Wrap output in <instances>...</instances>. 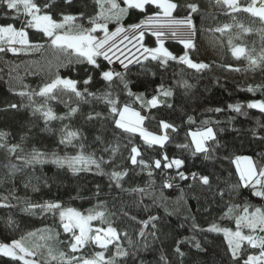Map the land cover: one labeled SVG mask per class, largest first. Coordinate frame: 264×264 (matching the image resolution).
<instances>
[{
  "label": "trees",
  "instance_id": "obj_1",
  "mask_svg": "<svg viewBox=\"0 0 264 264\" xmlns=\"http://www.w3.org/2000/svg\"><path fill=\"white\" fill-rule=\"evenodd\" d=\"M35 2L43 5L48 0H35ZM117 2L121 3V7H127L121 0ZM171 2L177 4L174 17L185 18L191 15L196 25L195 49L186 50L181 42L173 40L165 41V47L177 56L187 51L194 62L208 64L210 68L196 72L176 61H170L166 67L159 66L157 62L143 60L141 63L130 65L126 76L131 82L129 87L134 93H142L145 100L156 96V89L161 84L165 88L172 89V97H159L162 101L166 100V103L157 108H142L139 101L133 103V97L127 95L122 85L117 84L113 88V92L118 94L121 105L127 103L146 117L144 127L148 131L161 133L159 127L161 120L177 128L176 132L168 130L170 139L164 148L158 145L148 147L138 134L132 137L131 143L140 147L146 161L149 163L156 159L162 161V167L153 169L151 177L148 176L147 169L141 172L138 166L131 165L130 160L127 159L131 147L127 134L121 135V130L114 128L111 118L103 121V130L99 119L87 120V114L93 110L108 117L107 105L103 102L92 100L90 104L81 103L79 111L72 117L49 121L47 124L40 113L33 114L32 108L23 106L27 101L16 95V92L37 89L43 82L53 79L57 74L56 65L59 61L43 33L24 27L30 17L22 14L18 16L14 11L0 7V26L11 24L17 30L24 27L32 44L45 46L39 52L29 51L28 54L21 52L18 56L11 52L0 53V131L9 133L8 144H20L25 152L35 148L46 154L55 152L59 156L76 155L77 148L60 143L61 129L68 125L69 130H78L82 133L86 153L94 152L97 157L103 155L104 159L108 160L109 153L103 152L102 149L105 145L118 141L121 146L120 154L117 155L114 164H119L121 168L116 170L128 168L131 177V179L125 177L124 187H141L147 190V194L143 196V203L137 206L141 194L121 192L114 186L110 188L108 177L96 174L95 169L74 175L67 166L59 168L50 162L34 167L25 166L17 159L20 155L19 150L16 155L9 156L0 149V181H3L0 183V204L11 205L8 208L0 207V243L10 244L28 232H35L36 237L25 241L26 246L30 248L34 244L45 245L38 250L35 259L40 261V264L45 262L59 264L58 260H51L48 257V247H51L57 255L60 251L69 253L70 234L63 232L58 215L53 218L51 214L41 213L39 209L35 210L36 215L24 211L28 202L57 201L65 207L74 208L84 214H87L89 209L104 211L109 223L121 233L118 243L129 252V256L123 258L121 264H164L161 260L162 255L168 264H233L225 236L222 233L202 232L193 228V224L199 225L200 229H207L215 222L221 227L235 230L234 219H221L229 207L239 206L234 207L233 217L240 213L244 206H248L250 213L256 208L264 209V199L254 196L251 186H243L234 163L236 157L250 156L255 164H264V138H262L264 113L247 107L250 102L264 100V71L260 68L251 70L248 60L244 56L237 59L232 50L233 46H241L253 56H258L264 44L258 29L264 25L258 17H252L250 13L228 15L226 9L217 10L216 0H171ZM250 2L251 0H241L245 5ZM193 3L199 9L196 13H192L186 7ZM103 7L107 9L110 5L104 3ZM45 11L58 20L61 12L77 17L83 14L85 19L82 23L85 27H90L89 19L101 12V6L96 0H73L71 5H66L64 0H55L53 7ZM160 11L153 5L148 7L147 14L153 15ZM144 19V13L129 9L128 14L120 22L109 20L107 26L110 29L117 28L121 24L127 27ZM225 24L231 25L229 31L224 33L213 31ZM238 24H243L252 31L242 32ZM230 38L231 44H229ZM143 43L147 47L158 46L156 38L148 32ZM252 49H255V52H252ZM97 62L100 68L86 63L72 64L60 67L58 74L61 77L80 81L81 83L78 84L80 90L84 87L83 80L91 75L92 82L87 85L88 90L101 93L106 88V82L101 79V70L114 69L124 72L125 69H118L103 57H98ZM24 65L33 68L12 69V66ZM181 79L186 80L191 87L185 88L179 84L178 81ZM12 80L18 82V88L10 86ZM24 85L27 88L23 87ZM249 87L254 91H248ZM34 99L39 101L41 98ZM62 99L68 100L73 107L77 106L74 97ZM11 103H16L19 108H8ZM167 103L172 107H167ZM237 104L242 106L239 113L229 107ZM49 106L58 116H65L69 110L64 103L55 100L50 101ZM189 117L193 122L189 121ZM205 121L208 122L207 125ZM208 126L214 129L218 144L213 141L207 142L209 146L214 147V151L210 153L208 159H205L204 153L193 154L195 149L190 133L204 130ZM101 131L105 144L95 139L97 135H101ZM22 137L25 138L23 142ZM185 144L189 147H181ZM165 153L170 159L183 160L184 165L180 169L163 168L162 157ZM10 164H16L22 170L11 176L7 167ZM113 166L104 165L105 171H111ZM178 172H183L188 179H181ZM204 175L210 178L211 190L200 182V177ZM168 176L172 178V186L164 187L165 183L170 184L166 180ZM25 184L29 186L25 187ZM97 185L100 186V197L95 195ZM233 185L239 186L233 189ZM33 186L37 187L38 191H33ZM217 191L225 192L223 199L216 194ZM5 196L8 197L7 201L3 199ZM123 212H127L128 216L123 215ZM152 215L159 217L155 222L157 228L152 229L149 226L148 229H144L145 236L141 237L139 231L142 225L131 221L129 217L136 216L139 221L148 220ZM9 219L13 221L12 224L8 223ZM93 223L96 227H108V224H102L99 220ZM48 229L52 230L51 234L59 233L58 238L39 239L42 231ZM124 232L128 233L127 239L123 236ZM150 232H155V236L150 235ZM128 240L132 243L129 244ZM180 241L183 243L179 246L185 253L182 259L175 253ZM197 241L201 245L200 249L194 246ZM244 248L247 249L244 258L248 254H259L258 249H251L247 244ZM96 251L102 249L90 244L83 249L82 254L91 257ZM114 254L115 244L109 246V251L105 255L108 257ZM0 264H23V262L0 254Z\"/></svg>",
  "mask_w": 264,
  "mask_h": 264
},
{
  "label": "snow or ice",
  "instance_id": "obj_2",
  "mask_svg": "<svg viewBox=\"0 0 264 264\" xmlns=\"http://www.w3.org/2000/svg\"><path fill=\"white\" fill-rule=\"evenodd\" d=\"M55 0H48L43 5L35 2V0H0V7H5L7 10L14 11L17 15H23L30 17L26 20L24 27L33 28L43 33L48 38V42L56 55L59 63L56 65L57 74L53 79L47 82H43L42 85L38 86L37 89L29 91H19L16 95L26 99L24 107L32 108L33 114L40 113L44 118L45 123L53 120H64L72 117L79 111V104L91 103L92 100L103 102L107 105L108 117H105L101 112H95L94 110L87 114V120L101 121V129L103 130V121L111 118L115 129L121 130V135L127 134L129 143L131 144L129 156L131 165L138 166L140 171L143 172L147 169L148 176L153 175V169H160L162 167L161 159H156L152 163H149L143 158V153L140 147L132 144V137L136 134L139 135L144 141V144L148 147L158 145L160 148H164L165 144L169 141L168 130L176 132L177 128L164 120L159 121V127L161 134L157 135L149 132L143 127L144 120L146 117L142 116L139 111L134 110L129 104L124 103L121 105L118 94L113 92V88L118 84L123 86V90L129 97H133V103L139 101L142 108H157L161 104H165V101L159 99L160 96L169 98L173 96L171 88H165L163 84L159 85L156 89L157 95L153 96L150 100H145L142 93L137 94L132 92L129 84L131 83L126 79L129 64L141 63V57L143 61L157 62L159 66L166 67L170 61H176L186 65L189 69H194L196 72L209 69L210 65L202 62H194L187 51L183 55L177 56L173 54L164 44V37L166 35L176 37L178 35L176 27L183 26L189 30L191 34H195L196 25L193 22L191 15L185 17L182 20H176L172 17L173 11L177 8V4L171 2V0H123V3L127 7H121L117 0H96V3L101 6V12L91 19H89L90 27H85L82 23L85 17L81 14L77 17L72 14H65L61 12L60 19H54L53 15L45 11L53 7ZM66 5H71L73 0H64ZM107 3L110 5L109 8L104 9L103 5ZM218 5L225 7L226 14L231 15L232 13H250L252 17H258L262 25H264V0H251L250 3L242 4L241 0H216ZM155 6L156 9L161 10L160 12L148 15L147 10L149 6ZM258 5V6H257ZM188 7L192 13L198 12V6L196 4H188ZM129 9L139 10V12L145 14V19L140 23L128 25L125 28L122 24L117 27L115 32L110 33L108 31L107 22L109 20H116L120 22L124 16L128 14ZM235 20V17H233ZM104 21V22H100ZM22 27L17 30L14 25H3L0 26V53L11 52L13 55H20L21 52L28 54L29 51H41L45 48L43 44H32L29 41L28 33ZM238 27L242 32H251L252 29L245 27L243 24H238ZM231 25L225 24L222 27H217L213 31L224 33L229 31ZM167 29V33L165 32ZM102 31L104 36L102 39H98L93 33ZM261 40L264 41V27L258 29ZM150 32L156 38L157 47H147L143 41L145 34ZM124 34L121 36V34ZM120 36L119 44L115 43V38ZM127 40L135 47L139 45L137 51L141 53V56L135 57V60L129 58L120 48V44H123ZM111 41V42H110ZM135 42V43H134ZM184 48L195 49V44L191 39H181L180 41ZM231 38L229 44H231ZM5 44L7 46H5ZM13 45H20L19 48ZM233 55L239 59L244 56L249 62V68L255 71L260 68L264 71V44H262L261 52L258 56H253L246 48L241 46H233ZM131 51V49H129ZM116 55L119 52L125 56V60H120L124 72L116 71L114 69L101 70V79L106 82V88L101 93L90 92L87 88L92 82L91 75L87 79L83 80V90L78 88L80 81L72 78L61 77L58 74L60 67H66L72 64L86 63L92 65L95 68H100V64L97 62L98 57H103L104 60L108 61L109 64L113 63L112 56L109 53ZM255 52V49H252ZM119 59V56H117ZM51 63V61H49ZM239 70V69H237ZM185 88H190L186 80L181 79L178 81ZM23 87L27 88L26 85ZM248 91L252 92V87L248 88ZM35 97L41 99L37 101ZM63 97H74L77 106L73 107L68 100L62 99ZM91 98V99H89ZM58 101L64 103L69 109L65 116H58L53 111L52 107L49 106L50 101ZM10 109H18L19 105L11 103L7 106ZM167 107H172L170 103H167ZM229 107L239 113L241 112V105H229ZM248 108L258 109L261 113H264V100L250 102L247 105ZM7 110V109H5ZM221 111V109H216ZM189 121L192 118L189 117ZM206 125L207 121L204 122ZM9 133L0 131V149H3L7 155H16L18 150L20 155L17 156L18 160H21L25 166L43 165L45 163H53L59 168L67 166L71 172L76 175L81 172H91L95 169L96 174L106 175L109 179V187H115L121 192H127L129 194L139 193L141 199L139 205L143 203V196L147 194V190L141 187H124L125 177H129V169L121 168L119 164H114V161L118 154H120L119 142H112L102 149L103 152L109 153L108 160H105L103 155L97 157L94 152H85V145L83 143L82 133L78 130H69L68 125H65L61 129L60 143L65 146H71L77 148V154L72 156H59L55 152L46 154L33 148L29 152H25L24 148L20 144H8L7 137ZM192 137V143L195 145L194 153H204L205 159L209 158V155L214 151V147L207 144L208 141H216V133L211 126L206 127L204 130H198L190 133ZM264 138V137H262ZM25 138L22 137L23 142ZM101 144H105L103 137V131L101 135H97L95 138ZM76 142V143H74ZM127 147V145H125ZM181 147H189L187 144L181 145ZM138 157L140 159H138ZM163 168L171 169L175 167L180 169L184 165V161L181 159H170L167 154H163ZM244 164L241 166L240 162ZM237 170L239 172V179L243 182L244 187L251 185L252 194L254 196L264 199V164H254L250 157H236L235 161ZM104 165H114L111 171H105ZM9 174L14 176L16 172L21 171L16 164H10ZM181 179H188L183 172H178ZM39 179V178H37ZM131 179V177H129ZM195 179V174H193ZM3 181H0L2 183ZM200 182L208 186L211 190L210 178L207 175L200 177ZM25 184V187H28ZM171 184L165 183L164 187H171ZM239 185H233V189ZM97 197H100L101 190L100 186H96ZM33 191H38V188L33 186ZM221 199H223L225 192L217 191L216 193ZM17 198L18 197H14ZM5 201L8 197H3ZM0 207L8 208L10 204H0ZM100 207V205H98ZM233 206L229 207L227 212L221 219L229 218L234 219L235 231L228 227H221L219 224L213 222L207 229H200L199 225L193 224V228L199 229L200 231L223 233L228 244V250L230 252V258L233 264H264V209L256 208L254 212H249L248 206H244L242 211L236 214L234 217L232 213L234 211ZM147 208V206H145ZM36 209H39L41 213L51 214L53 218L57 215L59 217L60 224L63 228L64 233L70 234L68 237V248L69 253L60 251L58 255L54 252L51 247H48V257L51 260H58L59 264H121L123 258L129 256V252L125 250L119 243L121 239V233L117 231L115 227L109 223L106 213L104 211H96L89 209L87 214H84L74 208L65 207L57 201H44L43 203H32L28 202V206L24 208L26 213L36 215ZM123 215L128 216L127 212H123ZM129 219L133 222H137L142 225L139 235L145 236L144 229H148L151 226L152 229L157 228L156 221L159 217L152 215L148 220H137L136 216H130ZM99 220L102 224H108L107 228L91 226V222ZM9 224L13 221L9 219ZM78 229V234L77 230ZM244 229L248 230L245 234ZM52 230H43L39 236L41 240L57 239L59 233L51 234ZM259 233V234H258ZM150 235L155 236V232H150ZM37 236L35 232H28L26 235L21 236L19 240H13L9 243H0V254L6 257H11L13 260L22 261L23 264H40V261L36 260L38 250L45 245L34 244L33 247H28L25 241L30 238ZM123 236L125 239L128 238V233L124 232ZM194 239V238H193ZM61 243H63L61 241ZM131 244L132 241L128 240ZM183 243L180 241L176 248L175 253L179 258H183L185 253L181 250L179 244ZM94 244L102 251H96L91 257H85L82 252L86 246ZM115 244V254L106 257L105 253L109 251V246ZM247 244L251 249H258L259 254H248L244 258V252L247 249L244 245ZM197 249L201 248L199 241L194 245ZM119 258V259H118ZM161 260L164 264H168L166 258L162 255ZM47 264V262H45Z\"/></svg>",
  "mask_w": 264,
  "mask_h": 264
},
{
  "label": "rangeland",
  "instance_id": "obj_3",
  "mask_svg": "<svg viewBox=\"0 0 264 264\" xmlns=\"http://www.w3.org/2000/svg\"><path fill=\"white\" fill-rule=\"evenodd\" d=\"M121 1H123V0H121ZM121 4V3H120ZM217 4V3H216ZM218 5V4H217ZM217 10H225V7H223V6H221V5H218V7H217ZM174 11H173V13H172V17L173 18H175L176 20H182V19H184V18H180V17H174ZM125 27V26H124ZM125 28H127V27H125ZM116 29L117 28H114V29H110L109 27H108V31L110 32V33H112V32H115L116 31ZM167 29H165V32L167 33ZM176 31H177V33H178V35L176 36V37H171V36H168V35H166L165 37H164V42L165 41H167V40H173V41H181V39H191L192 41H193V43H194V35L193 34H191L190 32H189V30L187 29V28H185V27H183V26H179V27H176ZM148 33H150V32H148ZM93 35H95V36H97V38L98 39H102L103 38V36H104V33L102 32V31H97V32H95V33H93ZM122 35H124L123 33L121 34V36ZM120 36H117L116 38H115V43H117V44H119V41H120ZM111 42V41H110ZM135 43V42H134ZM14 47H17V48H19L20 47V45H13ZM120 46V48L121 49H123V51H124V53L129 57V58H132L133 60H135V57H137V56H141V53L139 52V51H137V48L139 47V45H136L135 47L133 46V44H131V43H129L127 40H125L124 41V43L123 44H120L119 45ZM129 49H131V51H129ZM109 55L110 56H112V59H113V63H112V65L113 66H115V67H117L118 69H120V70H124L123 69V67H122V65L120 64V60H125V63H127V60L125 59V56L124 55H121L119 52H117L116 53V55H113V53H109ZM117 56H119V59H117ZM102 57V56H101ZM141 60H143V58L141 57ZM135 63V62H134ZM134 63H132V64H134ZM132 64H129V66L130 65H132ZM32 66H27V65H24V66H20V67H16V66H12V69H17V68H19V69H21V70H26L27 68H31ZM33 68V67H32ZM10 86L12 87V88H18L19 87V85H18V82L16 81V80H12L11 82H10ZM134 110H136V109H134ZM136 111H138V110H136ZM140 112V111H139ZM140 114H141V112H140ZM142 115V114H141ZM143 116V115H142ZM143 127H144V123H143ZM145 128V127H144ZM146 129V128H145ZM214 130V129H213ZM150 132V131H149ZM194 132H196V131H194ZM215 132V131H214ZM153 133V132H152ZM154 134H157V135H159V134H161V133H154ZM191 136V135H190ZM191 141H192V137H191ZM193 147H194V149H195V145L193 144ZM240 157H250V156H240ZM251 158V160L253 161V163L255 164V162H254V160H253V158L252 157H250ZM235 163V162H234ZM240 164H241V166H243V164H244V162L243 161H241L240 162ZM235 167H236V170H237V166H236V163H235ZM237 173H238V175H239V172H238V170H237ZM242 184H243V182H242ZM249 186H251V185H249ZM95 221V220H94ZM94 221H92L91 222V226L93 227V228H96V226L94 225ZM236 230V229H235ZM235 230H233V231H235ZM77 231V234H78V229L76 230ZM244 232H245V234H247L248 233V230L247 229H244L243 230ZM223 234V233H222ZM259 234V233H258ZM224 235V234H223Z\"/></svg>",
  "mask_w": 264,
  "mask_h": 264
},
{
  "label": "built area",
  "instance_id": "obj_4",
  "mask_svg": "<svg viewBox=\"0 0 264 264\" xmlns=\"http://www.w3.org/2000/svg\"><path fill=\"white\" fill-rule=\"evenodd\" d=\"M166 180H167L168 183L172 184V178H171L170 176H168V177L166 178Z\"/></svg>",
  "mask_w": 264,
  "mask_h": 264
}]
</instances>
